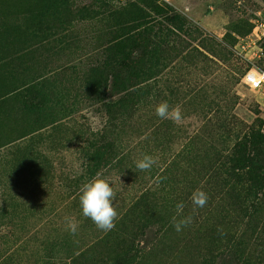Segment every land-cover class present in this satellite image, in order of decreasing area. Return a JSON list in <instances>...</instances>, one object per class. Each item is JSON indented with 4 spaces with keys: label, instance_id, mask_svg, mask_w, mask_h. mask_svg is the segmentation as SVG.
<instances>
[{
    "label": "rangeland",
    "instance_id": "374dc122",
    "mask_svg": "<svg viewBox=\"0 0 264 264\" xmlns=\"http://www.w3.org/2000/svg\"><path fill=\"white\" fill-rule=\"evenodd\" d=\"M263 24L264 0H0V264L104 257L79 202L98 174L118 219L147 205L171 224L179 202L192 217L154 235L147 264H210L231 234L239 264H264V86L244 82L264 73ZM161 101L182 123L155 114Z\"/></svg>",
    "mask_w": 264,
    "mask_h": 264
},
{
    "label": "trees",
    "instance_id": "16d2710c",
    "mask_svg": "<svg viewBox=\"0 0 264 264\" xmlns=\"http://www.w3.org/2000/svg\"><path fill=\"white\" fill-rule=\"evenodd\" d=\"M254 184L246 193V198H255L252 208L256 210V204L259 202L258 186ZM258 205V204H257ZM143 208L141 213H137L139 205L131 208L128 215H123L115 221V228L105 232L98 246L105 250V256L97 260L91 259L92 256H98L92 249H87L84 253L71 258V264H147L151 261L153 250L155 249L154 235L166 234L172 231V224L167 223L156 210ZM254 216L252 212L250 218ZM153 230V231H152ZM154 231L157 233H154ZM149 234L153 237H149ZM242 237L238 234L219 236L217 245L213 250L208 251L213 263L220 260L221 264H239L240 249L243 244ZM215 253V254H214ZM212 261L210 264H212ZM208 263V261H206ZM206 263V264H207Z\"/></svg>",
    "mask_w": 264,
    "mask_h": 264
},
{
    "label": "clouds",
    "instance_id": "9594fccd",
    "mask_svg": "<svg viewBox=\"0 0 264 264\" xmlns=\"http://www.w3.org/2000/svg\"><path fill=\"white\" fill-rule=\"evenodd\" d=\"M155 114L162 120H170L179 125L184 119L182 108L179 104L169 105L167 101H161L155 106ZM158 157L144 154L135 161L136 169L143 172H149L154 165L158 164ZM80 208L84 217L90 219L97 229L103 232H109L115 228V221L118 219V212L114 206L116 192L110 183L99 176L93 177L80 187ZM196 208H203L208 201L206 192L196 189L190 197ZM176 214L171 218V224L175 231L180 232L192 223V217L182 215L185 207L183 202L176 204ZM67 228L71 235H76L78 231V222L74 219L66 218ZM218 231L223 235L220 228Z\"/></svg>",
    "mask_w": 264,
    "mask_h": 264
},
{
    "label": "built area",
    "instance_id": "2783aa9c",
    "mask_svg": "<svg viewBox=\"0 0 264 264\" xmlns=\"http://www.w3.org/2000/svg\"><path fill=\"white\" fill-rule=\"evenodd\" d=\"M244 82L253 91H259L264 86V73L261 74L255 71H249L244 76Z\"/></svg>",
    "mask_w": 264,
    "mask_h": 264
}]
</instances>
